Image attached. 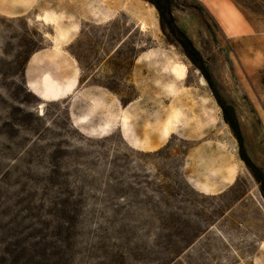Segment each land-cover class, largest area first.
Instances as JSON below:
<instances>
[{
    "label": "rangeland",
    "instance_id": "374dc122",
    "mask_svg": "<svg viewBox=\"0 0 264 264\" xmlns=\"http://www.w3.org/2000/svg\"><path fill=\"white\" fill-rule=\"evenodd\" d=\"M136 1L139 9L102 22L94 15L106 12L100 0H39L80 26L67 47L79 88L45 103L44 113L27 70L34 54L51 49L45 35L53 31L35 21L39 11L0 1V264H264V190L170 17L152 4L201 54L264 173V16L246 8L264 0ZM169 60L189 69L181 99L205 120L217 116V127L202 135L181 129L153 153L133 149L119 129L102 137L75 127L97 104L117 113L118 100L150 117L168 107L173 99L160 82ZM230 158L238 174L223 185ZM191 179L218 190L205 195Z\"/></svg>",
    "mask_w": 264,
    "mask_h": 264
},
{
    "label": "bare ground",
    "instance_id": "6f19581e",
    "mask_svg": "<svg viewBox=\"0 0 264 264\" xmlns=\"http://www.w3.org/2000/svg\"><path fill=\"white\" fill-rule=\"evenodd\" d=\"M6 1L14 8L39 11L35 16V21L43 23L53 31V34L45 35V38L52 44L51 49L34 54L30 59V67L27 70L26 86L34 97L44 102L41 104V112L44 113L45 103L54 102L58 99H70L79 88V64L67 49L79 33V22L66 12L43 9L39 0ZM100 5L106 12H94V15L102 22L108 21L121 11L141 7V4L136 0H100ZM153 10L156 11V8L153 7ZM157 26L156 22L152 24L154 28H157ZM140 27L143 31L148 28L145 22H142ZM146 54L148 57L157 56L155 50H149ZM39 69L42 71L38 74ZM188 70V66L179 61L169 60L164 65L162 73L165 78L167 77V81L161 80L160 87L162 92L172 98L173 101L168 107L163 106L160 112L154 113L151 117L138 108H123L117 100V113L110 110H101V112L99 110L100 105L97 104L90 108L88 114L75 117L74 125L78 127L80 133L86 136L99 135L105 137L119 129L123 138L133 149L146 153H153L161 149L181 129L187 130L189 134L202 135L207 130L217 127L220 123L217 116L203 119V116L196 112V105L189 107L181 99V95L185 90ZM200 84L201 86L207 85L203 77L200 79ZM99 113H101L102 120L94 125L93 123L97 120ZM237 174V164L232 163V158H230L225 168L221 169L220 181L223 185L232 184ZM189 183L205 195H213L218 190L216 185L207 180L191 179ZM261 247L264 248V242Z\"/></svg>",
    "mask_w": 264,
    "mask_h": 264
},
{
    "label": "trees",
    "instance_id": "16d2710c",
    "mask_svg": "<svg viewBox=\"0 0 264 264\" xmlns=\"http://www.w3.org/2000/svg\"><path fill=\"white\" fill-rule=\"evenodd\" d=\"M152 4L160 12L163 20H165L167 17H170L169 23H170L171 29L173 33L178 37L179 42L184 49L185 55L188 57L191 63L201 72L203 78L206 80V82L211 87L213 96L223 111L224 121L230 127V129L232 130L233 134L235 135L237 139L241 160L244 162L247 168L251 171L254 178L257 180V182L261 185V187L264 190V173L256 164L253 163V161L247 154L245 146H244V139L242 136V132H241L238 120L236 118L235 111L233 108L228 107L226 105L222 97L217 92L212 82V79L207 71V68L204 64V60L201 54L194 47V45L189 40V38L186 36V34L174 26L173 19L171 18V14L168 11H166L165 8L162 7L158 2H154ZM246 8L256 15L264 16V1L261 6H258V7L246 6Z\"/></svg>",
    "mask_w": 264,
    "mask_h": 264
},
{
    "label": "crops",
    "instance_id": "0c3cea01",
    "mask_svg": "<svg viewBox=\"0 0 264 264\" xmlns=\"http://www.w3.org/2000/svg\"><path fill=\"white\" fill-rule=\"evenodd\" d=\"M261 246H262V244H261Z\"/></svg>",
    "mask_w": 264,
    "mask_h": 264
}]
</instances>
